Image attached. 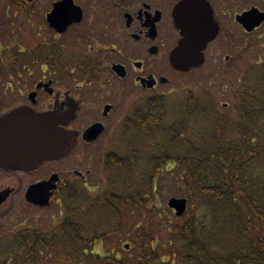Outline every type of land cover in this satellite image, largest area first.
Here are the masks:
<instances>
[{
    "label": "flooded vegetation",
    "instance_id": "af4514ba",
    "mask_svg": "<svg viewBox=\"0 0 264 264\" xmlns=\"http://www.w3.org/2000/svg\"><path fill=\"white\" fill-rule=\"evenodd\" d=\"M65 3L0 0V182L8 187L0 205L23 193L30 207L58 212L49 227L62 222L69 205L77 224L84 192L107 190L111 168L124 175L117 164L107 167L109 158H126L116 150L130 130L142 139L138 124L167 98L160 92L208 65L214 75L235 66L239 28L248 34L238 16L264 12V3L240 11L239 0H71L74 15L57 23ZM183 4L185 15L211 18L219 30L203 52L204 65L187 73L171 63L182 39L176 15ZM263 29L264 22L253 33ZM223 51L230 54L221 60ZM47 127L59 139L57 152L43 157V142L24 138L38 132L41 139ZM93 148L107 150L95 189L79 168L80 155ZM38 222L12 232L45 229L46 220Z\"/></svg>",
    "mask_w": 264,
    "mask_h": 264
},
{
    "label": "trees",
    "instance_id": "16d2710c",
    "mask_svg": "<svg viewBox=\"0 0 264 264\" xmlns=\"http://www.w3.org/2000/svg\"><path fill=\"white\" fill-rule=\"evenodd\" d=\"M247 49L253 61L240 67L229 104L209 87L189 92L181 109L159 98L138 124L142 144L121 161L109 158L107 167L124 171L121 191L110 181L96 196L84 192L77 224L69 205L57 226L3 234L0 264H264V44ZM164 173L189 209L185 221H167L160 251L154 202ZM112 218L116 234L135 221L131 249L94 253L108 236L97 228Z\"/></svg>",
    "mask_w": 264,
    "mask_h": 264
},
{
    "label": "rangeland",
    "instance_id": "374dc122",
    "mask_svg": "<svg viewBox=\"0 0 264 264\" xmlns=\"http://www.w3.org/2000/svg\"><path fill=\"white\" fill-rule=\"evenodd\" d=\"M263 3L264 0H239V10L242 11L244 9L250 8L251 6L263 5ZM238 38L239 49L236 53L238 60H236L235 66L221 68L218 74L214 75V71L211 65H208L199 69L195 73L186 74L180 81L176 78L172 79V83L167 86L166 89L162 90L160 94L165 93L166 95H168L165 99L173 103V106L181 109L186 102V98L189 92L198 93L202 88L209 87L214 93H221L220 96L222 102L229 104L231 89L242 75L240 67L243 66V62L253 61V54L249 49H247V47L257 39H259L260 42L262 41L264 44V29L253 34H246L241 28H239ZM229 54V51H223L221 60H223L224 57ZM174 87L175 89H178L176 92H174L173 90ZM138 95L144 96L145 92L139 90ZM130 132L133 131L130 130L127 135H124V138H126L127 141L124 143L125 147L122 146L124 147L123 152H121L122 147L120 149L116 148V151L121 155H129L132 153L134 145H130V140H132L136 144L142 143V139L139 135H136L135 133L130 134ZM137 132L139 133V131ZM106 151V148H101L98 150L93 148L84 153V156L80 155L82 160L80 159L79 168L82 173L86 175V182L88 183V186L94 189L101 183V169L99 163L101 162L100 160L102 154ZM112 169L113 168L110 169L111 174L109 180L113 181V183L115 181L114 184H116V186L118 185V183L120 184V186L125 185L126 182L124 180V175H113ZM88 171H91L89 176H87ZM159 178L160 179L158 182L160 184V187L155 198L154 205L156 211H159L158 214H161L162 216L156 217V222L160 224V227L156 228V245L158 250L163 251L162 248L169 242V235L172 232V230L166 228L167 221L172 219H182L181 221L183 222L185 221L188 212L183 217H177L175 215V212L168 207V203L172 198L182 199L186 197H182V187L180 185L178 186L176 182H172V179L168 174L164 173ZM4 181L6 180L0 182V192H2L3 189L6 190L8 188L6 182ZM123 189L124 187L122 188V190ZM95 190L97 191V189ZM96 191L93 193L90 192L89 194L95 196ZM57 213L58 212L55 211V209L38 210L32 208L28 205L23 193L14 194L4 205H0V222L4 230H0V237H2L5 233H11L21 225L28 226L33 222H37L38 224H40L38 220L41 217L46 220V223L42 226L46 229H49L51 228L49 227L50 223L47 222H50L51 216L56 218ZM112 220L113 221H111L110 224H108V222H105V224L108 225H105L103 223V225L97 228V233H107L108 236L105 240H99L94 244L92 250L94 253L106 256L110 255V253L117 254L120 247L122 249H127L129 247V249H131V243L126 241V237L128 235V230L131 229L130 227H135V221L129 219V221L120 230L119 234H116L115 229L117 228V219L112 218ZM129 249L127 250L129 251Z\"/></svg>",
    "mask_w": 264,
    "mask_h": 264
},
{
    "label": "water",
    "instance_id": "95a60500",
    "mask_svg": "<svg viewBox=\"0 0 264 264\" xmlns=\"http://www.w3.org/2000/svg\"><path fill=\"white\" fill-rule=\"evenodd\" d=\"M191 16L185 15L184 4L179 7L178 13L176 15V27L181 31L182 39L179 42V47H183L185 42V32L181 28L180 20L188 18ZM246 18H251V22L245 23ZM238 22L244 27V29L251 33L256 28H259L264 22V12H260L258 9H252L249 12H246L238 16ZM207 22L208 27L202 29L198 34V39L194 47L189 50L188 57L183 62H177L176 50L171 54V63L172 66L181 72H188L192 68L201 67L204 64V50L206 49L209 42H211L218 34V27L214 28L213 20L211 18L204 19ZM58 137L53 129L46 128L43 136L40 139V133H36L35 137L31 133H27L24 142L30 143V141H41L43 142V148H41V156L50 157L52 154L57 152V146L55 142L58 141ZM168 206L170 209L174 210L178 217H182L188 209V200L187 199H177L172 198Z\"/></svg>",
    "mask_w": 264,
    "mask_h": 264
},
{
    "label": "snow or ice",
    "instance_id": "6c2138e0",
    "mask_svg": "<svg viewBox=\"0 0 264 264\" xmlns=\"http://www.w3.org/2000/svg\"><path fill=\"white\" fill-rule=\"evenodd\" d=\"M61 8V14L57 18V23H66L75 13V9L71 7V0H66ZM251 22V18H246L245 23ZM181 28L185 32V42L183 47L176 50L177 62H183L189 54V50L194 47L197 42L200 31L208 27L207 22L202 17L191 16L180 20Z\"/></svg>",
    "mask_w": 264,
    "mask_h": 264
}]
</instances>
